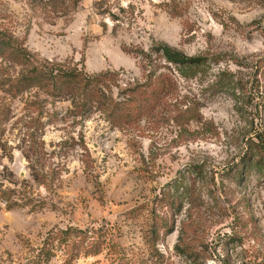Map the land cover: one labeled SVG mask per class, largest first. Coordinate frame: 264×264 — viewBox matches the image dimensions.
Returning a JSON list of instances; mask_svg holds the SVG:
<instances>
[{
	"label": "rangeland",
	"instance_id": "374dc122",
	"mask_svg": "<svg viewBox=\"0 0 264 264\" xmlns=\"http://www.w3.org/2000/svg\"><path fill=\"white\" fill-rule=\"evenodd\" d=\"M0 27L43 59L118 73L115 98L143 81L142 50L167 44L206 59L188 70L161 62L157 75L176 91L138 129L50 100L37 136L46 170L60 176L53 187L33 180L22 152L38 116L27 108L33 94L9 98L0 72V185L17 191L1 205L0 264H25L69 227L106 233L99 255L81 250L72 264H264V0H0ZM189 107L196 120L175 123ZM243 162L242 179L232 178ZM168 190L182 211L155 239L152 209ZM49 248L48 264L68 263L69 247Z\"/></svg>",
	"mask_w": 264,
	"mask_h": 264
},
{
	"label": "trees",
	"instance_id": "16d2710c",
	"mask_svg": "<svg viewBox=\"0 0 264 264\" xmlns=\"http://www.w3.org/2000/svg\"><path fill=\"white\" fill-rule=\"evenodd\" d=\"M139 57L143 61L145 72L143 81L125 84L122 89H119L118 96L115 98L112 88L113 86L119 88L115 85L118 73L107 70L88 74L75 65L43 59L40 55L32 53L13 31L0 27V72L5 82L2 84L5 87V93L11 99L33 94L32 99L27 103V108L31 110L30 112L38 113L36 119L29 116L28 124L33 122L36 124L27 126L25 129L23 141L28 144L29 151H22L35 182L53 187L57 184L54 176L60 178L59 173L52 174V170L49 174L46 170L48 166L45 164L44 141L41 135L37 136V123H40L44 107L50 100L55 103L69 102L71 105L69 112L76 117H85L99 112L105 115V119L113 127L126 126L138 129L144 120L154 122L157 118L159 119V112L168 104V96L176 91L175 81L171 76L157 75L158 69L163 66L161 62L175 65L179 70L192 69L206 62L203 57L188 56L167 44L154 46L149 52L142 50ZM261 96L264 105V89ZM173 120L177 124L196 120L195 110L189 107L179 111L174 115ZM256 139L258 145H264V124L263 132L258 133ZM83 149V155L90 157V152L85 145ZM258 162L264 167V155ZM244 165L245 162L232 172V178L242 179ZM184 190L187 191V187ZM16 194V189H3L0 185V210L2 203L8 204L12 196ZM31 200L29 199V203ZM7 209H11V206L7 205ZM152 211L154 214L152 234L156 239L160 236L161 230H164V235L174 231V221L170 212L172 216L181 213L182 203L170 190L164 191L155 199ZM158 211L161 214L157 215ZM104 236L106 233L94 227L85 230L72 227L55 229L51 231L44 246L38 249L35 255L29 257L25 264H48L54 256L52 249L49 248L50 242L51 245L58 243L69 247L67 264H72L81 250L87 256H97L105 246Z\"/></svg>",
	"mask_w": 264,
	"mask_h": 264
}]
</instances>
